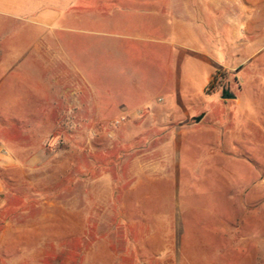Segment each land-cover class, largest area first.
<instances>
[{
    "label": "rangeland",
    "instance_id": "obj_1",
    "mask_svg": "<svg viewBox=\"0 0 264 264\" xmlns=\"http://www.w3.org/2000/svg\"><path fill=\"white\" fill-rule=\"evenodd\" d=\"M222 1L242 24L240 49L225 48L239 55L237 68L217 69L202 96L205 70L186 63L174 98L209 114L192 127L44 125V111L22 109L15 75L0 78V264H264V0ZM91 32L56 34L119 42ZM169 40L189 59L215 53ZM113 58L85 64L102 86L125 92L119 102L137 105L127 92L135 79L145 88L154 63ZM228 89L235 99H222Z\"/></svg>",
    "mask_w": 264,
    "mask_h": 264
},
{
    "label": "crops",
    "instance_id": "obj_2",
    "mask_svg": "<svg viewBox=\"0 0 264 264\" xmlns=\"http://www.w3.org/2000/svg\"><path fill=\"white\" fill-rule=\"evenodd\" d=\"M233 8V2L222 0H0V63L9 53L8 62H14L8 67L1 64L7 69L0 78L15 75L24 95L22 109L44 111V125L67 121L103 126L124 118L133 123L142 121L143 125L149 121L157 126L192 127L189 122L194 120L197 124L209 114L201 106L181 107V99L174 98L180 94L181 70L186 63L194 71L205 70L199 94L207 96L206 88L217 69L237 68L235 59L239 55L225 50L229 46L240 49L236 43L243 34ZM63 30L112 31L119 42H62L56 33ZM210 33H214L211 38ZM172 38L213 49L216 54L193 59L184 53L174 54L169 47L174 43L169 40ZM64 45L66 51L57 52L56 47ZM17 47H21L18 54H11ZM90 55L154 63V71L143 77L148 80L145 88L135 79L140 75L133 76V89L127 95L134 96L137 105L119 102V95L125 92L105 88L100 76L92 79L85 64L90 62ZM213 95L220 101L219 96ZM62 111L66 117L61 116Z\"/></svg>",
    "mask_w": 264,
    "mask_h": 264
},
{
    "label": "water",
    "instance_id": "obj_3",
    "mask_svg": "<svg viewBox=\"0 0 264 264\" xmlns=\"http://www.w3.org/2000/svg\"><path fill=\"white\" fill-rule=\"evenodd\" d=\"M235 98H236V96L229 89L224 90L222 93V99H224V100H232Z\"/></svg>",
    "mask_w": 264,
    "mask_h": 264
},
{
    "label": "built area",
    "instance_id": "obj_4",
    "mask_svg": "<svg viewBox=\"0 0 264 264\" xmlns=\"http://www.w3.org/2000/svg\"><path fill=\"white\" fill-rule=\"evenodd\" d=\"M123 120H124V118H122V119H120V120L116 121V123H115V124H120V123H121Z\"/></svg>",
    "mask_w": 264,
    "mask_h": 264
}]
</instances>
